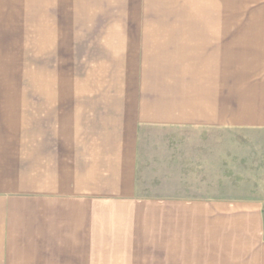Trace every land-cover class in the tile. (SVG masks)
Masks as SVG:
<instances>
[{
	"label": "crops",
	"instance_id": "crops-1",
	"mask_svg": "<svg viewBox=\"0 0 264 264\" xmlns=\"http://www.w3.org/2000/svg\"><path fill=\"white\" fill-rule=\"evenodd\" d=\"M263 142L264 0H0V264H264Z\"/></svg>",
	"mask_w": 264,
	"mask_h": 264
},
{
	"label": "rangeland",
	"instance_id": "rangeland-1",
	"mask_svg": "<svg viewBox=\"0 0 264 264\" xmlns=\"http://www.w3.org/2000/svg\"><path fill=\"white\" fill-rule=\"evenodd\" d=\"M76 60L79 59L34 57L6 58V66L8 69H11L10 71L13 70V73H8L6 75V81L9 83H19L20 87L18 88L21 91L22 96H30L31 87H35L36 96H45L46 88L48 87L47 83L51 82L53 84L55 92L57 90V83L64 79V74H61V69L58 68V65L62 64L64 66L65 64L68 66V64H72L73 67H75ZM49 67H52L53 69H50ZM73 77V80H75V74H73ZM80 86L81 85H79V87ZM256 144H258V140H256ZM252 157H254L253 154ZM254 188V186H231L226 187L225 189L230 190L232 192L230 194L235 196L239 194L246 195L245 191H250ZM233 191H240L242 193H234ZM155 263H157V261H155Z\"/></svg>",
	"mask_w": 264,
	"mask_h": 264
}]
</instances>
